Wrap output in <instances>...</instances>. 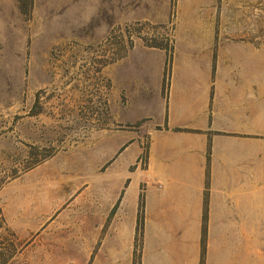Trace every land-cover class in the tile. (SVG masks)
I'll use <instances>...</instances> for the list:
<instances>
[{"label": "rangeland", "instance_id": "374dc122", "mask_svg": "<svg viewBox=\"0 0 264 264\" xmlns=\"http://www.w3.org/2000/svg\"><path fill=\"white\" fill-rule=\"evenodd\" d=\"M188 36L264 46V0H0V236L15 250L8 264L91 263L79 256V212L92 204L95 162L109 156L97 146L141 125L115 119L132 104L116 79L153 82L162 53L145 42L168 52ZM128 37L127 55L107 63ZM167 79L165 66L162 95Z\"/></svg>", "mask_w": 264, "mask_h": 264}, {"label": "crops", "instance_id": "0c3cea01", "mask_svg": "<svg viewBox=\"0 0 264 264\" xmlns=\"http://www.w3.org/2000/svg\"><path fill=\"white\" fill-rule=\"evenodd\" d=\"M159 52L153 82L116 79L141 125L97 146L79 256L134 264L142 198L138 264H264V46L175 40L164 95Z\"/></svg>", "mask_w": 264, "mask_h": 264}, {"label": "trees", "instance_id": "16d2710c", "mask_svg": "<svg viewBox=\"0 0 264 264\" xmlns=\"http://www.w3.org/2000/svg\"><path fill=\"white\" fill-rule=\"evenodd\" d=\"M145 46L149 47V48H154V49H158V50H163L166 52V58H165V66H167V71L170 68V63L172 60V56H173V52H174V41H172L170 49L168 50V52L166 51V49L159 44L156 43H147L145 42ZM132 47V41L130 40V38H127V42L126 44H122L121 45V53L120 55H118V57L114 58H109L108 62L106 60L107 63H115L118 60L124 58L127 55V50L131 49ZM105 57V56H103ZM106 59V58H104ZM52 154L47 155V156H43L40 159H36L31 165L30 168H33L37 165H39L40 163H42L45 159H47L48 157H50ZM142 212V198H140L139 201V210H138V220H137V232H136V238H135V251H134V264H138V258H139V231H140V215ZM3 238L0 236V264H8L9 260L13 257V255L15 254V250L11 251L9 250V248H7L4 243L2 242ZM138 248V250H137Z\"/></svg>", "mask_w": 264, "mask_h": 264}]
</instances>
